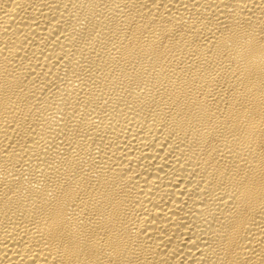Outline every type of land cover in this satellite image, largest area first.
Returning a JSON list of instances; mask_svg holds the SVG:
<instances>
[{
  "label": "bare ground",
  "instance_id": "obj_1",
  "mask_svg": "<svg viewBox=\"0 0 264 264\" xmlns=\"http://www.w3.org/2000/svg\"><path fill=\"white\" fill-rule=\"evenodd\" d=\"M0 264H264V0H0Z\"/></svg>",
  "mask_w": 264,
  "mask_h": 264
}]
</instances>
